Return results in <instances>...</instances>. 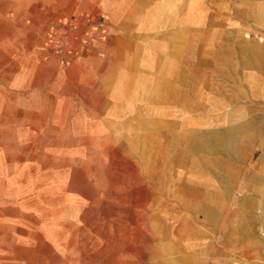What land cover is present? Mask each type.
I'll list each match as a JSON object with an SVG mask.
<instances>
[{
	"label": "rangeland",
	"instance_id": "374dc122",
	"mask_svg": "<svg viewBox=\"0 0 264 264\" xmlns=\"http://www.w3.org/2000/svg\"><path fill=\"white\" fill-rule=\"evenodd\" d=\"M56 2L0 0V264H264V0Z\"/></svg>",
	"mask_w": 264,
	"mask_h": 264
},
{
	"label": "crops",
	"instance_id": "0c3cea01",
	"mask_svg": "<svg viewBox=\"0 0 264 264\" xmlns=\"http://www.w3.org/2000/svg\"><path fill=\"white\" fill-rule=\"evenodd\" d=\"M124 1L125 0H75V2H73L72 4L66 5L65 7H59L58 4L61 5L60 2L59 3L56 2L57 4L54 3V6L52 7V9L60 10V11H64L66 8H67V11L77 9L78 12L71 15V17L83 18V17H88L89 14L87 11H95V12L100 11L102 13H105V12L111 13L114 11L127 10L125 3L122 4L123 7H120V3ZM61 20L62 19H59V21ZM44 49L45 50H43V54L48 55L46 46Z\"/></svg>",
	"mask_w": 264,
	"mask_h": 264
},
{
	"label": "built area",
	"instance_id": "2783aa9c",
	"mask_svg": "<svg viewBox=\"0 0 264 264\" xmlns=\"http://www.w3.org/2000/svg\"><path fill=\"white\" fill-rule=\"evenodd\" d=\"M80 24L79 21H71L70 23H66L63 26H59V29L54 28L51 30L50 34V40L51 42L49 45H51L52 49H54L55 52L62 54L71 51L73 48V42L71 39L73 36L76 37V33L80 31ZM60 36H64V38L60 39ZM78 37V36H77ZM67 63H69L67 60L64 59Z\"/></svg>",
	"mask_w": 264,
	"mask_h": 264
},
{
	"label": "bare ground",
	"instance_id": "6f19581e",
	"mask_svg": "<svg viewBox=\"0 0 264 264\" xmlns=\"http://www.w3.org/2000/svg\"><path fill=\"white\" fill-rule=\"evenodd\" d=\"M222 133H218V132H211L209 131L208 133H204V136L202 135V137H209L210 139H213V140H217L219 141V138L221 137Z\"/></svg>",
	"mask_w": 264,
	"mask_h": 264
}]
</instances>
